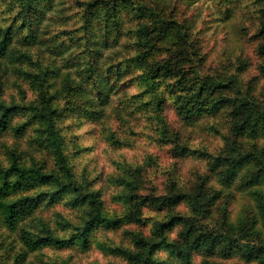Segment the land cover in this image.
<instances>
[{
    "label": "trees",
    "instance_id": "1",
    "mask_svg": "<svg viewBox=\"0 0 264 264\" xmlns=\"http://www.w3.org/2000/svg\"><path fill=\"white\" fill-rule=\"evenodd\" d=\"M9 1L0 0V17L4 12L2 6L5 4L8 8ZM170 1H79L73 10L75 16L85 19L87 37L84 40L82 36L69 31L61 40L57 39L58 34L49 36V24L43 23L47 12L58 0H14L18 9L11 21L3 25L1 23L4 22L0 20V71L4 76L13 73L29 80L31 86L39 91L42 102L47 103L42 116L48 119L46 127L49 133L42 129V134L49 137V146L56 158L55 170H50L43 164L29 163L25 159L26 152L15 147L10 164L0 166V214L1 222L5 225L0 228L16 234L22 245H12L13 242L6 241L7 237L1 239L0 264H24L30 252L44 246L70 247L79 244L87 248L99 227L123 220L105 215L100 187H94L91 181L87 188L77 180L64 136L59 134L62 129L59 119L63 112H68L70 117L84 125L92 124L98 128L116 114L122 120L123 110L141 115L148 113L149 118L153 112L160 115L164 103L169 99L187 123L196 121L204 113L215 114L226 105L232 118L233 134H245L252 139L264 137V103L248 96L224 92L216 94L219 86L212 77L199 87L191 84L183 70V62L190 52L186 48V36L178 31V35H174L175 21L168 20L162 14ZM255 1L264 3V0ZM170 35H173L175 43L181 44L182 50L178 55L175 51L167 57H158L159 45L170 39ZM259 35L262 38L257 46L264 56V21ZM51 38L60 41L50 45ZM82 41L83 48L68 56L63 55L59 64L46 65L43 57L33 59L36 44L45 43L55 55H61L73 46L81 45ZM26 61L30 62L28 67L22 65ZM259 69L264 75V59ZM237 82L230 77L231 87ZM134 83L142 87L141 92L132 93ZM62 99L64 101L61 103ZM24 105L7 102L2 99L0 91V137L9 130H13L16 137L26 135L30 123L32 125L35 121L29 118L12 124L13 116L23 110H31L35 120L39 118L34 104ZM153 131L160 133L158 141H165L168 134L166 128L161 131L156 127ZM181 143L179 139L171 143L177 147L174 152L177 157L181 158L188 151L194 153ZM91 149L88 145L83 147L85 153ZM236 151L238 146L235 141L226 155L220 154L207 162V173L197 171L188 183L181 176L182 172L179 174L175 169L168 189L162 193L139 194L140 179L135 173L140 174L142 166L122 165L119 184L123 192L118 197L129 205L126 219L137 218L145 205L167 211L165 219L154 232L155 237L138 242L142 249L129 253L128 264H193L196 251L205 256L217 254L223 258L239 255L264 264L263 157L256 150L244 154ZM195 152L198 153L197 150ZM252 160L260 167L256 172L243 174L240 187L245 188L255 200V214L251 218L240 215L233 220L218 216L211 219L212 222H201V217L211 213L214 200L221 195L223 186L234 184L239 171ZM212 173L218 174V184L222 185L220 189L210 184ZM68 192L75 194L70 201L72 205H88L81 222L72 226L74 230L69 237H60L47 226H21L20 221L30 216L43 201H48L47 198L53 204ZM180 203H185L188 210L176 212ZM177 224L180 229L176 238H171L170 231ZM16 249V255L11 256ZM159 250H164L167 255H158Z\"/></svg>",
    "mask_w": 264,
    "mask_h": 264
},
{
    "label": "rangeland",
    "instance_id": "2",
    "mask_svg": "<svg viewBox=\"0 0 264 264\" xmlns=\"http://www.w3.org/2000/svg\"><path fill=\"white\" fill-rule=\"evenodd\" d=\"M79 1L58 0V3L47 12L43 25L49 24V36L58 34L56 37L60 39L69 31L73 35L82 36L83 40L87 37L85 19L82 14H80L82 19L74 15L73 8ZM258 2L255 0L170 1L166 12L162 14L168 20L175 21L174 35L181 32L186 36V48L190 52L183 62V70L190 78L191 84L199 87L202 82L209 81L212 77L219 86L216 94L224 92L229 95L248 96L264 103V75L259 69L264 56L257 46L262 38L259 32L264 21V3ZM2 7L4 12L0 20L4 25L11 21L18 5L14 0H10L8 8L5 4ZM82 23L83 27H81ZM170 36V39L159 45L161 49L158 57H167L175 51L178 55L182 50L181 44L175 43L173 35ZM50 40V45H53L61 39ZM41 44L34 46L33 59L44 58L46 65L54 62L59 64L63 55L68 56L71 52L83 48L82 41L81 45H75L61 55H55L54 51L48 49V45ZM22 65L28 67L30 62H22ZM17 70H20L19 67ZM12 74L4 76L0 71V86L4 85L0 87L2 99L25 104L24 106L34 104L39 118L35 120L31 110H23L13 116V125L29 118L35 123L32 125L30 123L25 136L16 137L14 131L9 130L0 137V166L5 167L10 164L12 151L17 147L22 152H26L25 159L29 163L34 161L38 165L43 164L50 170H55L53 167L56 165V158L54 151L50 149L49 137L47 134H42V129L43 132L49 133L46 127L48 119L42 116L47 103L42 102L39 91L31 86L29 80ZM230 77L238 81L234 87L229 83ZM131 90L136 94L141 92L142 87L134 83ZM63 101L62 99L60 102ZM164 104L160 115L153 112L149 118L148 113L141 115L131 113L129 110L126 113L123 110L122 120L116 114L107 124L99 125L98 128L92 124L80 123L70 117L68 112L62 113L59 119L62 129L59 130V134L64 136L66 147L69 149L67 154L74 163L77 180L84 187L87 185V188L91 181L94 182V187H100L105 215L115 219L121 217L123 220L117 224L99 227L87 248L79 244L70 247L44 246L30 252L24 264H128L129 253L142 249L137 243L142 239L155 237L154 232L165 219L167 211L145 205L137 218L126 219L129 205L118 197L123 192L119 182L123 173L121 168L125 163L133 167L142 166L140 174L135 173L140 179L138 193L147 194L162 193L167 190L175 169L179 174L182 172L181 176L187 183L193 180L192 176L197 171L207 173V162L220 154L226 155L233 148L235 141L238 146L236 152L244 154L256 150L262 154L264 162V137L252 139L245 134L240 136L233 134L228 106H222L215 114L204 113L196 121L187 123L178 114L172 100L169 99ZM149 112L152 113L150 110ZM155 125L158 130L162 131V128H166L168 131L165 141H158L161 135L153 131ZM177 139L194 153L188 151L181 158L177 157L174 154L177 147L173 145ZM87 145L92 149L85 153L83 147ZM253 147L256 149H252ZM256 163L255 160L249 162L239 171L234 184L229 187L223 186L221 195L214 200L211 213L201 217V222H212L211 219H216L218 216H227L233 220L240 215L251 218L255 214V200L245 188L240 187V184L244 180L243 174L257 171L260 166ZM217 179L218 174L212 173L209 182L215 189H220L222 185L218 184ZM74 196V193L68 192L53 204L49 203L47 198L48 201H43L30 216L20 221L21 226H47L60 237H69L74 230L73 227L81 222L88 207L84 204L72 205L70 201ZM133 202L131 208L134 206ZM176 210V212L187 211L188 207L185 203H180ZM1 219L0 214V226H5ZM179 227L180 225L177 224L170 231L171 238H176ZM0 237V241L7 237L6 241L13 242L12 245H21L16 234L6 228H0ZM17 251L18 249L12 251L11 256L16 255ZM158 255L166 256L167 253L159 250ZM193 264L260 263L239 255L223 258L217 254L205 256L200 251H196Z\"/></svg>",
    "mask_w": 264,
    "mask_h": 264
}]
</instances>
